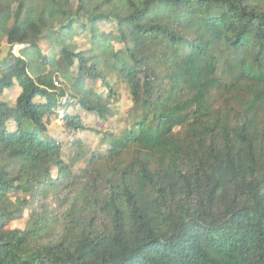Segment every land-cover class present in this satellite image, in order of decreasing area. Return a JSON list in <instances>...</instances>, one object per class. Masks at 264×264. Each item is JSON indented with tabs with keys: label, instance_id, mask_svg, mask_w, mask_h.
<instances>
[{
	"label": "trees",
	"instance_id": "1",
	"mask_svg": "<svg viewBox=\"0 0 264 264\" xmlns=\"http://www.w3.org/2000/svg\"><path fill=\"white\" fill-rule=\"evenodd\" d=\"M1 46L0 264H264V0H0ZM117 86L125 127L73 171L49 120L78 160L67 109L108 121Z\"/></svg>",
	"mask_w": 264,
	"mask_h": 264
},
{
	"label": "rangeland",
	"instance_id": "2",
	"mask_svg": "<svg viewBox=\"0 0 264 264\" xmlns=\"http://www.w3.org/2000/svg\"><path fill=\"white\" fill-rule=\"evenodd\" d=\"M74 46L75 49L85 50L88 48V39L86 36H75L74 38ZM8 47L1 46L0 50V59L6 57ZM46 49L43 48V52L46 53ZM17 50L13 53H16ZM58 80V78H54L53 81ZM90 83V82H89ZM56 87V86H54ZM58 87H61L59 84ZM90 91L93 93H106L107 90L102 86L100 81L94 83V85H90ZM115 91L117 92L116 100H112L110 104V109L106 111V116L109 117L108 121H103L98 116L94 114L87 113L82 110L78 106H73L67 109V113L69 114H77L79 115L87 130L77 134L76 138L82 139L84 141L82 145H80L79 152L81 154V158L78 160H73L75 157L74 150L72 147L71 140H68L63 135L62 123H63V109H59L57 118H51L48 124V133L52 136H57L63 141V149H62V158L63 160L73 167V171H77L79 168L84 166V163L87 161L91 152H101L104 153L109 145V137L106 134L113 135L118 134L126 125V112L129 108V100L126 91L122 88V86H117ZM19 93L18 87L14 86L10 90L0 91V101H5L8 103L9 107L14 106L15 99ZM53 176H56L55 170H53ZM12 201L17 204L26 198L25 196L19 194H12ZM29 216V212L20 211L15 214L14 220L8 225L7 229H20L22 230L26 224L27 218Z\"/></svg>",
	"mask_w": 264,
	"mask_h": 264
},
{
	"label": "built area",
	"instance_id": "3",
	"mask_svg": "<svg viewBox=\"0 0 264 264\" xmlns=\"http://www.w3.org/2000/svg\"><path fill=\"white\" fill-rule=\"evenodd\" d=\"M59 84H60V81H59V80H55V81H54V86L58 87Z\"/></svg>",
	"mask_w": 264,
	"mask_h": 264
},
{
	"label": "crops",
	"instance_id": "4",
	"mask_svg": "<svg viewBox=\"0 0 264 264\" xmlns=\"http://www.w3.org/2000/svg\"><path fill=\"white\" fill-rule=\"evenodd\" d=\"M18 90H19V88H18ZM19 92H20V90H19ZM19 94V93H18Z\"/></svg>",
	"mask_w": 264,
	"mask_h": 264
}]
</instances>
